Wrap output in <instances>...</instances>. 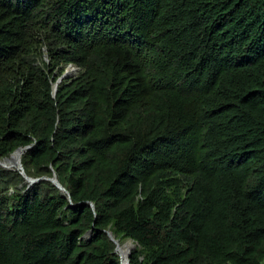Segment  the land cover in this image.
Returning <instances> with one entry per match:
<instances>
[{
  "label": "trees",
  "instance_id": "16d2710c",
  "mask_svg": "<svg viewBox=\"0 0 264 264\" xmlns=\"http://www.w3.org/2000/svg\"><path fill=\"white\" fill-rule=\"evenodd\" d=\"M9 157L0 264H264V0H0Z\"/></svg>",
  "mask_w": 264,
  "mask_h": 264
},
{
  "label": "rangeland",
  "instance_id": "374dc122",
  "mask_svg": "<svg viewBox=\"0 0 264 264\" xmlns=\"http://www.w3.org/2000/svg\"><path fill=\"white\" fill-rule=\"evenodd\" d=\"M43 58V59H42ZM47 60V58H45V56H43V57H38V58H36L35 59V61H36V63H35V65H37V66H40L41 68H42V60ZM78 73H80V71L78 72ZM74 75V74H73ZM73 75H71V76H67L65 79L67 80V79H73L74 77H73ZM77 75V74H76ZM10 158V157H9ZM6 158H4V159H0V161H3V160H5ZM15 162H16V164H17V160H14ZM0 168H2V169H7V170H14V169H18V167L16 166V167H14V168H9V167H5L4 168V166H1L0 165ZM29 178H31V177H29ZM31 179H34V178H31ZM27 182V183H26ZM34 182H36V181H34ZM34 182H29V181H25V185L27 186V187H29V186H31ZM134 242H132L130 239H123L119 244H117V246H116V250H117V252L119 253V255H120V258H121V263L122 264H128V255H129V253L131 252V250L134 248ZM131 247V248H130ZM124 254H126V256L124 255Z\"/></svg>",
  "mask_w": 264,
  "mask_h": 264
},
{
  "label": "water",
  "instance_id": "95a60500",
  "mask_svg": "<svg viewBox=\"0 0 264 264\" xmlns=\"http://www.w3.org/2000/svg\"><path fill=\"white\" fill-rule=\"evenodd\" d=\"M66 76L63 74L55 83H54V86H53V92H52V94H53V96L55 95V93H56V91H57V85L65 78ZM23 174V173H22ZM24 179H25V181L27 180V181H29V182H34V181H38V180H40V179H43V178H40V179H31V178H29L28 176H26V175H24ZM47 180H49V181H51L52 183H54L61 191H63L64 189H63V187L62 186H60V185H58V183L55 181V179H53V178H46ZM109 236H110V238L115 242V238L111 235V234H109ZM129 255H130V253H129ZM129 255H128V257H129Z\"/></svg>",
  "mask_w": 264,
  "mask_h": 264
},
{
  "label": "bare ground",
  "instance_id": "6f19581e",
  "mask_svg": "<svg viewBox=\"0 0 264 264\" xmlns=\"http://www.w3.org/2000/svg\"><path fill=\"white\" fill-rule=\"evenodd\" d=\"M67 74L69 76H71L73 74L75 75V74H77V70L74 69L73 67L69 66L68 69H67ZM14 160H16V159H14L13 157L7 158V159H5L3 161H0V165L4 166V168L5 167L14 168V167L17 166V164H16V162ZM124 255L126 256V254H124Z\"/></svg>",
  "mask_w": 264,
  "mask_h": 264
},
{
  "label": "clouds",
  "instance_id": "9594fccd",
  "mask_svg": "<svg viewBox=\"0 0 264 264\" xmlns=\"http://www.w3.org/2000/svg\"><path fill=\"white\" fill-rule=\"evenodd\" d=\"M69 66H71V67H73L74 69L77 70V75L75 74V75H73V77H74V76H75V77L78 76V75H79L78 72H79V71L81 72V70H80L76 65H74V64H69V65H67V66L64 68V72L62 73V75L64 74L66 77L69 76V75L67 74V69H68ZM62 75H61V76H62ZM61 76H60V77H61ZM60 77H59V78H60ZM66 77H65V78H66ZM59 78H58V79H59ZM65 78H64V79H65ZM58 79H57V80H58ZM64 79H63V80H64ZM57 80H56V81H57ZM63 80H62V81H63ZM56 81H55V82H56ZM62 81H61V82H62ZM55 82H54V83H55ZM61 82H60V83H61ZM54 83H53V86H54ZM60 83H59V84H60ZM59 84H58V85H59ZM58 85H57V87H58ZM52 92H53V91H52Z\"/></svg>",
  "mask_w": 264,
  "mask_h": 264
}]
</instances>
